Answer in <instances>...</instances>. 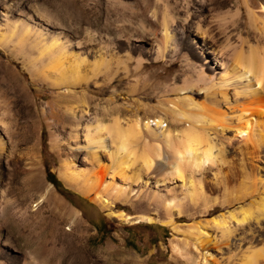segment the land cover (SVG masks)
Instances as JSON below:
<instances>
[{
    "label": "rangeland",
    "instance_id": "rangeland-1",
    "mask_svg": "<svg viewBox=\"0 0 264 264\" xmlns=\"http://www.w3.org/2000/svg\"><path fill=\"white\" fill-rule=\"evenodd\" d=\"M147 2L0 0L1 32L7 29V23H47L50 37L65 38L74 56L86 57L82 70L89 77L87 84L81 83V88L68 93L50 86L39 75L32 77L30 69L11 62V56L0 57L15 69L22 90L18 100L11 95L0 97V119L8 126V130L0 127V210L4 211L0 215V264H194L199 253L193 246L186 248L190 254L181 256L173 253L171 244L183 249L185 238L193 237L188 226L198 223L207 232L200 247L205 246L209 259L217 264H243L248 249L258 252L264 248V220L259 225L251 221L237 228L231 237L222 236L213 223L257 201L252 196L264 189L257 186L258 176H264V150L260 160L254 159L253 149L239 150L237 141L229 145L218 136L216 141L224 145L220 174L215 176V169L207 171L202 191L190 198L189 185L181 189L180 181L165 182L160 187L162 191L170 190L165 197L182 199L178 233L161 225L166 219L164 211L143 198L136 199L133 194L129 202H114L112 208L159 221L121 222L107 216L105 210L59 177L64 161L85 168L86 153L74 150L73 139H82L88 120L99 115L109 123L112 116H118L124 126L135 118L150 119L151 123L162 116L167 128L179 131L182 125L161 110L166 101L178 98L179 89L193 85L199 102H205V85L195 82L200 69L217 82L229 75L225 67L231 63L233 49L246 51L242 38L247 37L259 48L263 45L262 38L255 43L252 33L248 36L245 16L235 21L236 26L228 21V35L216 27L221 20L219 13L234 8L235 0H231L222 12L211 9L203 13L198 6L192 9L196 11L195 21L210 22L214 43H205L191 29L186 35L176 22L172 25L173 50L167 52L166 59H158L150 36L155 32L156 20L146 10ZM81 109L86 116L80 121L73 119L70 112ZM32 133L36 136L35 147L28 142ZM49 175L58 184L54 185ZM187 256L193 259L189 261Z\"/></svg>",
    "mask_w": 264,
    "mask_h": 264
},
{
    "label": "bare ground",
    "instance_id": "bare-ground-1",
    "mask_svg": "<svg viewBox=\"0 0 264 264\" xmlns=\"http://www.w3.org/2000/svg\"><path fill=\"white\" fill-rule=\"evenodd\" d=\"M230 2L231 0H148L146 10L150 11L156 20L155 32L153 30L150 34L156 58L164 59L167 52L174 47L172 25L176 22L183 26L182 30L186 35L188 29H191L192 33L205 43H214L215 35L209 25L210 22L202 24L200 20L195 21L196 11L192 9L198 6L203 13L212 11L211 9L222 12ZM219 14L221 20L216 27L221 29L222 33L227 32L228 21L236 26L235 21H240L241 17L245 16L248 36L252 33L251 39L255 43L258 37L262 38L263 45L259 48L247 37L244 39L241 37L243 40L241 41L247 45L246 51L233 49L231 63L225 67L226 74L230 77L229 75L226 78L220 77L217 82L207 78L203 68L200 69L195 82L205 85L202 89L205 93V102H199V95L193 85L179 89L178 98L166 101L161 110L167 117L182 125L179 131L167 128L166 123H163L165 117L162 116L152 119L151 123L150 119L144 121L135 118L124 126L118 116H112L111 121L104 124L108 131L107 136H97L91 127L93 120H88L82 139L80 141L77 137L73 139L74 150L86 153L85 168L81 170L75 167L73 161H64L59 169V177L75 192L99 206L101 210H105L107 216L132 224H152L159 221L149 216H130L123 211L113 210L114 202L127 203L135 195L136 199L143 198L164 211L166 219L161 220V225L174 233L180 231L177 221L183 218L182 199H177L176 195L165 197L170 195V190L164 188L166 191L163 192L160 187H164L165 182L180 181V188L189 185L190 198L195 197L198 190L202 191L206 172L215 169L214 174L217 176L220 171L218 167L223 160L221 158L215 167L204 168L189 159L181 168L173 163L171 153L168 151L172 145L197 142L198 148L203 151L201 138H204L224 149L222 141H216L217 137L221 136L229 145L237 141L239 150H247L248 147L253 149V158L260 160L261 150H264V0H235L233 9ZM144 23L147 24V29L151 28L146 20ZM5 27L7 28L5 32H1L0 29V57L4 54H7L6 58L11 56L10 61H16L23 64L22 68L30 69L32 77L39 75L50 86L65 89L68 93L81 88V83L87 84L89 77L87 78L83 72L86 57L74 56L65 38L50 37L47 23L37 26L31 21H22L7 23ZM240 36L241 34L238 37ZM21 94L19 77L15 69L8 62L0 61V97L11 95L18 100ZM70 115L80 121L86 116V111L73 110ZM0 127L8 130L2 119ZM227 133L232 134V137L226 138ZM35 138L34 133L28 137V142L33 147ZM136 144L141 145V148L137 149ZM1 151L3 145L0 141ZM156 172L161 173V176L158 177ZM262 177L258 176L257 186L264 187ZM253 187L255 188L256 184ZM254 191L258 192V189L255 188ZM4 193L5 190L2 191V194ZM252 197H256L257 201L252 202L248 208L232 212L228 217L224 216L213 222L222 236L231 237L237 228L251 221L259 225L264 220V189ZM3 212L0 210V215H3ZM203 212L208 213V210ZM188 228L190 232H186L193 237L185 238L183 249L171 244L173 253L183 256L182 254L187 253L186 248L193 246L199 253V258L194 264H217L209 259L206 247H200L201 239L207 233L206 227L198 223ZM186 259L190 261L193 258L187 256ZM243 264H264V248L258 252L248 249L243 257Z\"/></svg>",
    "mask_w": 264,
    "mask_h": 264
},
{
    "label": "clouds",
    "instance_id": "clouds-1",
    "mask_svg": "<svg viewBox=\"0 0 264 264\" xmlns=\"http://www.w3.org/2000/svg\"><path fill=\"white\" fill-rule=\"evenodd\" d=\"M104 124L105 121L101 116L97 115L93 117L91 127L99 137L108 135ZM201 142L204 146L203 151L198 148L197 142H185L183 145L170 146L168 151L171 153L173 163L182 168L185 161L192 159L193 163L197 166H203L204 168L215 167L222 158L221 154L224 152V149L211 140L201 138Z\"/></svg>",
    "mask_w": 264,
    "mask_h": 264
},
{
    "label": "trees",
    "instance_id": "trees-1",
    "mask_svg": "<svg viewBox=\"0 0 264 264\" xmlns=\"http://www.w3.org/2000/svg\"><path fill=\"white\" fill-rule=\"evenodd\" d=\"M48 178H53V181H51L54 185L58 184L56 183V181L54 180V177L49 175ZM71 196L73 195L72 193H69Z\"/></svg>",
    "mask_w": 264,
    "mask_h": 264
},
{
    "label": "crops",
    "instance_id": "crops-1",
    "mask_svg": "<svg viewBox=\"0 0 264 264\" xmlns=\"http://www.w3.org/2000/svg\"><path fill=\"white\" fill-rule=\"evenodd\" d=\"M105 215H106V213H105Z\"/></svg>",
    "mask_w": 264,
    "mask_h": 264
}]
</instances>
